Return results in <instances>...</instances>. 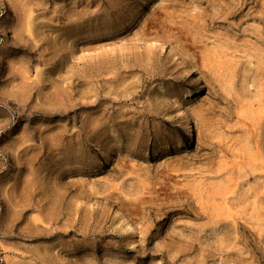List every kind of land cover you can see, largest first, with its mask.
<instances>
[{
    "label": "rangeland",
    "instance_id": "obj_1",
    "mask_svg": "<svg viewBox=\"0 0 264 264\" xmlns=\"http://www.w3.org/2000/svg\"><path fill=\"white\" fill-rule=\"evenodd\" d=\"M0 264H264V0H0Z\"/></svg>",
    "mask_w": 264,
    "mask_h": 264
},
{
    "label": "bare ground",
    "instance_id": "obj_2",
    "mask_svg": "<svg viewBox=\"0 0 264 264\" xmlns=\"http://www.w3.org/2000/svg\"><path fill=\"white\" fill-rule=\"evenodd\" d=\"M184 130H185V132L187 133L188 136H193V127H192V125H191V123L189 121L185 125Z\"/></svg>",
    "mask_w": 264,
    "mask_h": 264
}]
</instances>
